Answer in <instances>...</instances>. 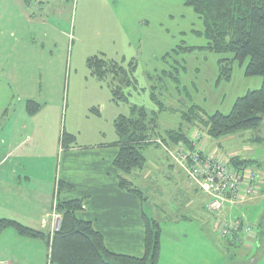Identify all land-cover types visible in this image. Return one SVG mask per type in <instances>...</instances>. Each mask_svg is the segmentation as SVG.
Here are the masks:
<instances>
[{"label": "rangeland", "instance_id": "1", "mask_svg": "<svg viewBox=\"0 0 264 264\" xmlns=\"http://www.w3.org/2000/svg\"><path fill=\"white\" fill-rule=\"evenodd\" d=\"M20 1L33 22L23 20L21 10L17 12L15 4ZM206 44L202 21L183 0H0V99L23 109L27 101L41 105L35 122L41 128L34 140L39 142L36 151L40 160L36 153L27 156L31 162H45L46 185L50 176L53 184L58 178L68 150L61 146L63 133L75 138L68 147L83 148L87 153L115 135L107 110L111 95L90 76L85 64L90 56L103 55L124 66L134 59L137 89L128 90L129 104L146 110L154 120L156 136L181 127L188 129L186 118L191 107H198L200 120L206 121L216 112L229 114L238 98L261 87L260 77L245 75L247 59L231 64L228 80L220 77L218 61L232 55L212 53ZM118 106L125 109L123 116L129 115V105ZM194 131L205 154L223 161L236 157L249 162L247 169L263 182L262 192L255 198L264 195V116L258 127L224 137L208 136L201 124L189 128V134ZM157 142L141 150L147 157L144 170L134 169L135 174L126 179L148 199L145 210L151 218L156 212L157 221L163 223L159 255L163 264H264V197L233 212L232 218L251 225L257 237L246 255L238 245L229 246L218 239L219 225H210L209 219H222L206 210L207 225L196 234L192 226L191 233L181 237L178 228L165 222L166 207L172 210L174 196L178 195L176 202L180 196L182 201L185 193L171 176L169 180L170 172L160 167L158 156L146 153L147 149L161 152L158 148L163 143L161 139ZM37 184L32 181L22 188L34 189ZM56 190L57 186L53 192L51 185L53 201ZM62 192L65 187L59 195ZM195 222L200 224L197 219Z\"/></svg>", "mask_w": 264, "mask_h": 264}, {"label": "crops", "instance_id": "2", "mask_svg": "<svg viewBox=\"0 0 264 264\" xmlns=\"http://www.w3.org/2000/svg\"><path fill=\"white\" fill-rule=\"evenodd\" d=\"M23 7L22 1L15 4L17 12L21 10L23 13L21 18L33 22L32 19L29 20V16ZM20 15H22L21 12ZM123 60L125 61V57ZM107 101V110L111 114L112 122H114L118 116L124 114L125 109L113 102L109 105L111 97L110 99L108 97ZM17 105H8L6 99H0V219L13 220L32 230L43 232L49 235L50 240L61 221V216L53 210L54 201L51 200L50 190L51 185H53L54 192L55 186L61 182L67 187L65 192H62L61 195L58 194V198L61 196V201H81L82 208L77 212V217L92 224L93 229L103 237L104 246L108 251L115 254L142 257L145 253V220L157 222L160 236L165 233V230L161 229L163 223L160 220L157 221L156 212L152 214L153 218H151V213L145 210L144 202L148 199L139 189L133 187L139 193H131L119 188V172L113 165L117 155L116 135L112 134L111 141L108 143L97 144L98 146L95 151H92L93 153H87L82 150L83 148H65L68 150L63 155V163L58 172V178L53 184L51 183L52 176H50V180L47 182L49 186H47L44 179L47 176L43 173L45 162H31L27 156L29 153L34 156L33 153H36L37 159L40 160L39 152L36 151L39 142L34 140L36 139L35 134L41 128L35 123L41 111V105L34 114H29L26 107L23 109ZM101 136L105 137V134L102 133ZM198 147H200L199 143ZM158 149L161 152L147 149L146 153H150V157L158 156L160 167L162 169L167 168V172H170L168 178L171 176L175 185L176 183L179 184L185 193L182 201L180 196L176 202L178 195L174 196L171 200L173 209L166 207L163 219L168 225L178 228L181 237L191 233L190 228L192 226L194 227V234H196L208 222V217L204 211L206 199L196 187L187 185L185 175L166 156L162 146ZM88 154H95L94 158L87 157ZM31 169H34L33 173L28 172ZM139 172H141V176L142 171ZM131 174L135 173L131 171L129 175ZM71 175L76 176L72 178ZM169 180L171 179L169 178ZM32 181L38 183V186L34 189L26 186L22 188V185H29ZM182 190H180L181 193H183ZM261 197L264 195L235 207H226L221 218L227 222L239 219L232 218L234 210L248 203L256 202ZM196 219L200 221V224L195 222ZM209 220L211 225L213 221L212 219ZM160 236L159 255L161 252ZM241 238V244L233 242H228V244L229 246L238 245L242 248L241 252L246 255V252L253 245L252 239L256 241L255 238L257 237L252 232L249 235L243 234ZM49 252L50 249L46 241L20 237L11 229H6L0 233V264H50L48 263ZM243 254H240L242 258H244ZM163 262L159 258L157 264H163ZM234 264H243V262Z\"/></svg>", "mask_w": 264, "mask_h": 264}, {"label": "trees", "instance_id": "3", "mask_svg": "<svg viewBox=\"0 0 264 264\" xmlns=\"http://www.w3.org/2000/svg\"><path fill=\"white\" fill-rule=\"evenodd\" d=\"M183 3L202 21L206 48L212 53L232 55L231 59L218 61L220 77L228 80L231 64L247 59L245 75L260 77L261 87L238 98L227 115L216 112L206 121H201L200 109L191 107L186 118L188 129L184 131L181 127L156 136L154 120L149 118L146 110L129 104L128 90L137 89L134 60L124 66L103 55L88 57L85 64L90 76L108 89L111 102L129 105V115H120L113 122L117 137V155L113 165L119 172V188L127 192L139 193L126 177L134 169L143 167L145 158L141 150L147 145H157L160 139L169 148L180 143L188 145L189 128L199 124L205 127L208 136L224 137L258 127L264 116V0H183ZM25 107L29 114L40 108L32 101H27ZM91 111L94 113V110ZM95 114L98 115L97 112ZM74 143L73 135L62 134V147L68 148ZM248 163L236 157L230 159V164L239 170L247 169ZM62 187L67 185L59 182L54 201L55 212L61 216V221L50 240L49 235L9 219H0V233L11 229L20 237L46 241L50 249V264H157L160 251L158 225L145 220V253L142 257L112 253L105 248L103 237L93 229L92 224L77 217L82 208L81 201L59 200L57 195Z\"/></svg>", "mask_w": 264, "mask_h": 264}, {"label": "built area", "instance_id": "4", "mask_svg": "<svg viewBox=\"0 0 264 264\" xmlns=\"http://www.w3.org/2000/svg\"><path fill=\"white\" fill-rule=\"evenodd\" d=\"M198 140V133L194 131L189 134L188 145L180 143L173 148L162 145V148L185 175L187 182L205 197V210L209 214L221 218L226 207L245 203L262 192L263 182L256 172L235 169L230 160L223 161L205 154L198 147ZM215 222L219 225L218 239L230 243L241 244V236L252 233V226L242 219H235L233 222L216 219L212 224Z\"/></svg>", "mask_w": 264, "mask_h": 264}]
</instances>
